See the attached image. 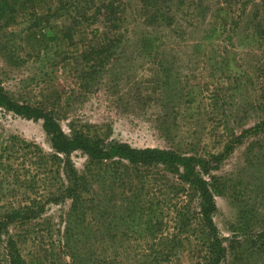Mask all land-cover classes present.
Masks as SVG:
<instances>
[{
	"label": "rangeland",
	"instance_id": "1",
	"mask_svg": "<svg viewBox=\"0 0 264 264\" xmlns=\"http://www.w3.org/2000/svg\"><path fill=\"white\" fill-rule=\"evenodd\" d=\"M10 3L2 92L107 153L208 162L219 264H264V0ZM18 211L34 214L2 230L0 264L10 240L24 264H210L199 197L175 174L55 153L42 120L0 107V219Z\"/></svg>",
	"mask_w": 264,
	"mask_h": 264
},
{
	"label": "trees",
	"instance_id": "2",
	"mask_svg": "<svg viewBox=\"0 0 264 264\" xmlns=\"http://www.w3.org/2000/svg\"><path fill=\"white\" fill-rule=\"evenodd\" d=\"M11 0H0V28L10 27L16 23L12 18L13 5ZM10 16V17H9ZM110 20V19H108ZM117 22V20H116ZM113 27L114 23L105 21ZM116 27V26H115ZM114 28V27H113ZM0 107L5 108L15 114L27 117L33 120H42V127L45 134L49 137L51 147L55 153L69 156L71 152L82 150L91 160H105L109 157H116L128 161L131 165H162L169 173L175 174L179 180L187 184L192 191L198 195L200 200V221L208 237V247L210 252V264H219L224 251L217 235L216 227L212 222V215L215 212V204L211 192H215L214 183L210 185L203 176L208 175L210 165L197 158H186L170 151L159 149H145L141 151L130 149L126 145H115L107 153L104 149L98 147L97 143L86 135L75 134L73 139H67L53 119L42 112L35 111L25 106H18L0 89ZM28 146V145H25ZM52 159H56L53 157ZM58 160V159H57ZM70 166V163H66ZM65 177L68 183L65 192L69 198L75 200V194L79 188V180L73 175L72 169L65 171ZM32 212H34L32 210ZM34 213L23 211L13 212L0 219V233L6 230L9 224L28 220ZM9 264H24L21 259L15 243L12 240L8 243Z\"/></svg>",
	"mask_w": 264,
	"mask_h": 264
}]
</instances>
